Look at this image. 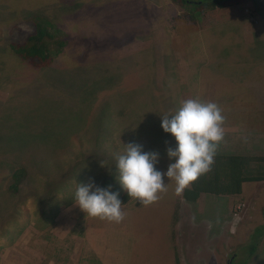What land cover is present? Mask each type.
<instances>
[{"label":"rangeland","instance_id":"obj_1","mask_svg":"<svg viewBox=\"0 0 264 264\" xmlns=\"http://www.w3.org/2000/svg\"><path fill=\"white\" fill-rule=\"evenodd\" d=\"M260 1L256 6L237 0L192 22L193 9L173 0H0V264H96L84 227L110 223L76 205L78 184L93 179L121 194L115 157L129 143L158 152L156 168L167 172L175 162L167 148L174 149L177 141L164 132L162 116L204 94L207 86L191 79L202 61L227 60L236 47L242 58L250 55L244 38L249 41L258 30L264 37ZM33 15L47 16L70 37L44 69L9 49L32 34ZM215 28L235 32L225 38L212 31L205 35ZM211 45L212 51L204 52ZM263 47L255 51L264 58ZM260 82L264 91V78ZM222 91L216 104L230 97ZM239 119L247 118L230 116V121ZM219 146L216 154L229 153ZM257 149L256 155L264 156V147ZM19 167L27 168L29 178L15 195L8 186ZM164 183L166 195L173 197L175 181L164 176ZM205 198L200 212L193 207L191 220L199 227L210 225L215 239L184 242L181 264H264V234L254 235L264 225V182L245 184L243 193L231 199ZM168 202L159 198L143 206V220L136 216L129 253L133 264H178L164 229ZM137 203L122 205L123 213Z\"/></svg>","mask_w":264,"mask_h":264},{"label":"crops","instance_id":"obj_2","mask_svg":"<svg viewBox=\"0 0 264 264\" xmlns=\"http://www.w3.org/2000/svg\"><path fill=\"white\" fill-rule=\"evenodd\" d=\"M211 31L220 38H225L227 34L235 32L233 29L218 30L215 28L206 30L205 35L210 36L209 32ZM239 37H242V35L239 34ZM242 44L239 43L241 46ZM244 46L250 51L248 56L250 59L247 57L249 60L242 58L240 53L236 51L240 47H236L235 51L229 53L227 60L215 62V59L207 58V60L202 61L203 65L195 66L201 70L200 73L196 75L193 73L191 78L194 81L193 84L195 83L194 77H198L200 82L198 86L201 84L207 86L202 96L198 93V99L201 102L216 103L218 101L217 96H221L222 87V96H230L224 104H218L225 117L222 125L224 138L219 148L221 150H229V153L225 151L216 155H256L260 154V152H255L254 150L264 147V118H260L264 111V96H262L264 91L259 88L261 86L260 80L262 81L264 78V58L255 51L264 46V37H262L261 31H255L249 37V41L244 38ZM205 49L207 51L204 52H211L213 45L211 47L205 46ZM244 86L251 87L252 93L249 90H241ZM250 110L259 111V114H247L250 113ZM233 115L247 119L230 121V116ZM240 142L244 144H240ZM249 148H253V150L244 151V149ZM238 149L242 150L237 151ZM167 193H159V198L164 197L172 205L169 208V217L165 220V222L168 221L164 228L168 229L166 241L175 254V260L178 258V264H181L180 250H187L182 247L185 245L184 242H192L204 236L207 243L210 242V235L215 239L214 233L208 232L210 225L206 227L200 225L199 227L191 220L195 212L193 207L197 205V211L200 212L201 208L199 205L205 202V197L208 194H203L197 202L191 203L184 199L183 194L178 196L174 192L173 197H170L166 195ZM228 197L230 198L227 199H231L232 196ZM132 201L133 198L126 205H129ZM143 206L137 203L133 206V210L125 211L124 219L119 223L114 222L112 224V222L106 220L107 223H110L109 226L85 225L84 239L96 256V264H133L132 258L129 256L131 252L130 244L133 243L136 216L139 215L140 221L143 220V214L140 212Z\"/></svg>","mask_w":264,"mask_h":264},{"label":"clouds","instance_id":"obj_3","mask_svg":"<svg viewBox=\"0 0 264 264\" xmlns=\"http://www.w3.org/2000/svg\"><path fill=\"white\" fill-rule=\"evenodd\" d=\"M222 109L214 102L199 99L182 101L180 108L162 116V128L172 134L177 146L167 148L170 163L167 172L157 170L158 152H145L136 143L125 145V151L115 157L118 180L127 194L142 205H150L159 199V193L167 191L164 176L175 181L176 195H182L198 178L210 171L217 148L224 138ZM119 192L111 186L102 188L93 179L78 184L74 193L76 205L87 216L119 223L124 219Z\"/></svg>","mask_w":264,"mask_h":264},{"label":"trees","instance_id":"obj_4","mask_svg":"<svg viewBox=\"0 0 264 264\" xmlns=\"http://www.w3.org/2000/svg\"><path fill=\"white\" fill-rule=\"evenodd\" d=\"M252 1L256 6L263 4L260 0ZM173 2L180 6L189 5L193 11L188 15V19L195 22L198 20V16L222 9L228 3L237 2V0H197L196 2L173 0ZM29 23L34 29L32 34L22 43H11L9 49L34 68L51 67L68 44L69 35H66L44 15H33ZM28 178L29 173L26 167L15 169L10 176L9 191L18 195L24 181ZM69 181L71 179L67 180V182ZM262 182H264V156L215 155L214 164L211 166L210 171L201 175L189 188H186L183 197L186 201L195 203L203 194L240 196L243 193L245 184ZM76 183L78 184V181ZM122 190L119 199L123 205H126L132 198L124 189ZM257 234L260 237L264 234V225L255 230L254 235Z\"/></svg>","mask_w":264,"mask_h":264}]
</instances>
